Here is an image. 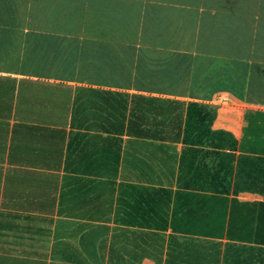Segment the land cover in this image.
Listing matches in <instances>:
<instances>
[{
  "label": "crops",
  "instance_id": "1",
  "mask_svg": "<svg viewBox=\"0 0 264 264\" xmlns=\"http://www.w3.org/2000/svg\"><path fill=\"white\" fill-rule=\"evenodd\" d=\"M199 2L161 7L264 24V0ZM31 24L0 21V264H264V59L210 56L179 90L184 63L152 74L138 44ZM133 95L183 102L179 128L127 133Z\"/></svg>",
  "mask_w": 264,
  "mask_h": 264
},
{
  "label": "rangeland",
  "instance_id": "2",
  "mask_svg": "<svg viewBox=\"0 0 264 264\" xmlns=\"http://www.w3.org/2000/svg\"><path fill=\"white\" fill-rule=\"evenodd\" d=\"M175 1L179 0H15L13 12L0 13V21L14 22L17 26L29 22L31 25L39 24L40 31L46 33L77 34L83 31L87 35L138 44L143 61L148 62L144 67L152 74L157 68H148L152 67L151 62L155 65L157 59L158 68L164 59L166 64L175 61L188 66L189 74L179 84H174L179 90L189 89L183 88L187 84L197 92L202 87L199 84L202 82L204 85V72L207 64L211 63L210 56L246 57L252 53L256 59H264L263 22L255 30L248 28L251 22L246 18L247 14L183 12L176 10L177 7H161ZM189 1L192 6L200 5L199 0ZM70 13L75 19L79 16L82 29L71 28ZM164 49L167 55L160 54ZM180 54L185 57L178 58ZM64 59L66 62L69 57ZM147 73V80H143L151 84L154 79ZM217 84L221 88H230L226 81H218ZM222 99L230 98L227 94H217L214 98L217 101Z\"/></svg>",
  "mask_w": 264,
  "mask_h": 264
},
{
  "label": "trees",
  "instance_id": "3",
  "mask_svg": "<svg viewBox=\"0 0 264 264\" xmlns=\"http://www.w3.org/2000/svg\"><path fill=\"white\" fill-rule=\"evenodd\" d=\"M69 20L79 21V16L75 19V16L70 13ZM64 35H69V34H64ZM104 46L105 45L100 47L103 48L104 50ZM133 51H135L134 48ZM165 51L167 50L164 49L160 54L167 55V52ZM168 64H170V61L167 63V65ZM158 69L159 71H161L162 68L159 67ZM130 99H131V109L129 110L128 118H127V133L138 134V133L152 132L158 134H169L175 132V129L179 128V120H181L183 117V106H184L183 102L167 100L162 98H151L141 95L130 96ZM156 103L157 106L155 105ZM191 106H192L191 104L188 105L187 112L190 110ZM109 107L111 109V113H110L111 130L114 132L123 131L124 119H125L124 116L125 107L122 104V101H118L115 104L109 103ZM173 117H175L178 120V123L175 126L171 124V119ZM186 128L188 129L187 132H190L193 128V126H189V121L186 124ZM192 131H197V129ZM211 136L216 138L217 140L216 145L218 146L221 141H224V139L221 140V136L225 137L226 135L223 133H212Z\"/></svg>",
  "mask_w": 264,
  "mask_h": 264
},
{
  "label": "built area",
  "instance_id": "4",
  "mask_svg": "<svg viewBox=\"0 0 264 264\" xmlns=\"http://www.w3.org/2000/svg\"><path fill=\"white\" fill-rule=\"evenodd\" d=\"M224 101V99H222Z\"/></svg>",
  "mask_w": 264,
  "mask_h": 264
}]
</instances>
